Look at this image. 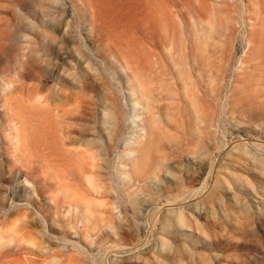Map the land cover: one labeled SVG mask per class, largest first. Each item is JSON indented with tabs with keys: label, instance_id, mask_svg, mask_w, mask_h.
<instances>
[{
	"label": "rangeland",
	"instance_id": "374dc122",
	"mask_svg": "<svg viewBox=\"0 0 264 264\" xmlns=\"http://www.w3.org/2000/svg\"><path fill=\"white\" fill-rule=\"evenodd\" d=\"M0 264H264V0H0Z\"/></svg>",
	"mask_w": 264,
	"mask_h": 264
}]
</instances>
